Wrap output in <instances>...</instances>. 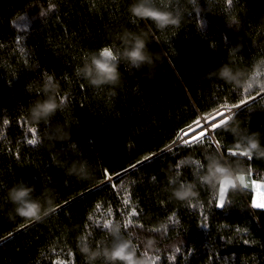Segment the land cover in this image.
Masks as SVG:
<instances>
[{"label": "trees", "instance_id": "16d2710c", "mask_svg": "<svg viewBox=\"0 0 264 264\" xmlns=\"http://www.w3.org/2000/svg\"><path fill=\"white\" fill-rule=\"evenodd\" d=\"M130 3L0 0V264H86L78 237L89 235L95 246L107 239L102 225L109 220L120 222L125 236L134 234L137 254L151 264H264V209L252 207L250 187V179L264 180V158L230 157L235 138L224 125L211 144L174 143L200 117L252 97L234 119L264 145V92L245 93L207 77L237 46L233 67L250 71L264 59V0H154L181 14L182 24L165 31L151 26L148 48L160 56L155 77L121 63L122 83L112 95L108 87H90L76 69L89 54L114 49L112 37L122 29L148 30L130 17ZM46 71L55 73L65 107L47 125H36L27 104L43 98L37 85ZM26 85L33 86L31 94ZM58 124L70 130L69 140L48 139ZM33 136L37 144L30 145ZM217 151L242 162L248 183L247 189L229 188L223 208L217 206L219 187L195 178L204 171L195 161L204 166L205 155ZM186 156L193 163L182 166ZM83 159L92 178L67 175L72 161ZM170 176L195 182L197 195L171 199ZM20 179L37 195L54 191V211L42 221L7 219L6 191ZM127 220L135 227L124 228ZM137 236L154 238V248L146 250Z\"/></svg>", "mask_w": 264, "mask_h": 264}, {"label": "clouds", "instance_id": "9594fccd", "mask_svg": "<svg viewBox=\"0 0 264 264\" xmlns=\"http://www.w3.org/2000/svg\"><path fill=\"white\" fill-rule=\"evenodd\" d=\"M127 11L136 21H143L149 25L148 30L122 29L112 37L115 47L111 53H91L76 69L77 76L85 80L90 87L96 89L108 87L112 90V95L116 94L114 90L122 83L119 70L121 63L136 72L147 68L148 71L144 75L150 79L155 77L160 56L148 48L151 26L156 30L165 31L169 28L179 29L182 24L181 14L158 7L154 0H131ZM237 50H240L239 46L231 49L228 61L210 70L207 77L221 80L233 88L247 92L254 89L264 91V59L256 61L250 71L233 67ZM59 87L55 73L46 71L43 83L37 85V91L42 93L43 98L27 104L28 119L32 123L47 125L58 111L64 109L65 103L58 100ZM26 89L31 94L33 86L26 85ZM228 121L231 123L224 124V129L234 136L235 149L246 153L249 158H264V145L260 143L259 134L242 131L234 115L228 117ZM48 139L54 142L67 141L70 139V130L65 132L63 126L58 124L48 134ZM205 160L207 163L203 166L204 171L195 174L196 181L200 184L212 190L217 187L236 189L242 185L239 179L245 171L242 162H230L219 151L207 153ZM192 163L191 156L184 157L180 162L182 166H189ZM90 168L86 159L72 161L67 167V175L75 176L79 180H89L92 178ZM238 173L240 175H237ZM169 184L170 198L176 201H189L197 195L195 182L178 183L175 176H170ZM5 199L11 205L7 212L9 221L21 218L39 222L54 211V191L43 189L37 195L35 186L29 185L23 179L17 180L7 189ZM104 229L107 239L97 241L95 246L89 235L78 237L77 247L86 264H151L147 256L137 254V245L132 238L134 234L125 236L120 222H107ZM140 242L146 250L153 249L156 244L155 239L151 237H143Z\"/></svg>", "mask_w": 264, "mask_h": 264}, {"label": "snow or ice", "instance_id": "6c2138e0", "mask_svg": "<svg viewBox=\"0 0 264 264\" xmlns=\"http://www.w3.org/2000/svg\"><path fill=\"white\" fill-rule=\"evenodd\" d=\"M193 2H195V0H193ZM113 50L112 47H105L101 52H109L111 53V51ZM261 92H264V91H261ZM245 93H248L247 91H245ZM260 93H257V96H259ZM249 99H253L252 97H249ZM249 99H241L239 101V103H234L231 105V107H228L227 104L223 105L222 107L226 108L227 111L230 113V115H227L225 116V118L223 120H221L218 124H213L211 123V121H209L207 123V125H200V121H196V124L197 125H200V131H199V135L196 136L194 135L196 129H192V138L191 139H184V136L181 135L180 137H178V139H181L183 140V145L186 146V147H194L195 145H203L204 144V141L207 140L210 142L211 144V141L213 139V135L215 134V130L220 128L221 126H223L224 124H227L229 121H228V117L232 116V115H235V113L232 112V109H240L242 108L243 106L247 105L249 103ZM219 111V109L217 110ZM221 115H224L223 112L220 113ZM5 123H7V121H5ZM191 127V126H189ZM208 127L212 134H209V132L205 131L204 129ZM33 133H35L36 129H32ZM184 135H188L187 132L184 133ZM28 144L30 145H35L37 144V139L35 138V136H33V138L29 139L27 141ZM175 143V141H174ZM209 144V146H210ZM221 147V145L219 143L216 144V148L219 149ZM228 155L230 157H246L248 160H251L252 158H249L248 155L244 152H240V151H236V150H230ZM148 159H150V157H145L144 160L147 161ZM196 165H197V168L198 169H201L203 168V164H201L199 161H195ZM240 181H241V184L243 185V187L245 189L248 188V183L245 182V176L242 175L239 177ZM253 184H255L256 188L257 189H264V183H260V184H257L255 181H252ZM228 189L226 188H222V189H219V200H218V204L217 206L220 207V208H223L224 205H225V194L227 192ZM130 201L128 199H125L124 203L125 204H128ZM252 207L255 208V209H264V194H261V197L258 198V199H255V203H253V200H252ZM132 216H136L137 215V212L135 210L132 211L131 213ZM89 219H91V217H89ZM107 222H112V221H105L102 225V227L104 228L105 227V224ZM129 226H133L135 227V225L132 224V221L131 220H127L125 223H124V227L125 228H128ZM132 234L131 232L128 233V235ZM137 240L139 241L140 240V237L137 236ZM137 251H138V245H137ZM143 255H147V253H143Z\"/></svg>", "mask_w": 264, "mask_h": 264}, {"label": "rangeland", "instance_id": "374dc122", "mask_svg": "<svg viewBox=\"0 0 264 264\" xmlns=\"http://www.w3.org/2000/svg\"><path fill=\"white\" fill-rule=\"evenodd\" d=\"M222 110H225V109H221V110L215 112V114L213 116L208 118V121H214L215 124L219 123L221 121V116H222L220 113L223 112L224 115H226L228 113L227 109H226V111H222ZM224 115L222 117H224ZM200 123H203V121H200ZM200 125H197L195 123L191 127H189L187 129H185L184 131H182V133L178 137L183 135L184 139H191L192 138V129L193 128L196 129L194 135L198 136L199 135V131H200ZM185 132H187L188 135H184ZM181 142H183V140L177 138V140L175 141V144H179ZM252 181H255L257 184L264 183V180H251V182H250V187H251V190H252L251 205H252V200H253V203H255V199L260 198L261 194H264V189H257L255 184L252 183ZM218 200H219V193H218V197H217V204H218Z\"/></svg>", "mask_w": 264, "mask_h": 264}, {"label": "built area", "instance_id": "2783aa9c", "mask_svg": "<svg viewBox=\"0 0 264 264\" xmlns=\"http://www.w3.org/2000/svg\"><path fill=\"white\" fill-rule=\"evenodd\" d=\"M223 109H225V110H222V111H226V108H223ZM234 110L235 109H232V112H234ZM229 113V112H228ZM226 114V115H224V117H222L221 116V120L222 119H224L225 118V116H227V115H230V113L229 114ZM215 113H212V114H210L209 116H206V117H200V119L198 120V121H203V123H200L201 125H207V123L209 122L208 121V118L209 117H211V116H213ZM217 120V119H216ZM217 122V121H216ZM211 123H213V124H215V122L214 121H211ZM216 124H218V123H216ZM205 131H207V132H209V134H212V132H211V130L208 128V127H206L205 129H204ZM181 143H183V142H181Z\"/></svg>", "mask_w": 264, "mask_h": 264}, {"label": "crops", "instance_id": "0c3cea01", "mask_svg": "<svg viewBox=\"0 0 264 264\" xmlns=\"http://www.w3.org/2000/svg\"><path fill=\"white\" fill-rule=\"evenodd\" d=\"M250 182H251V179H250Z\"/></svg>", "mask_w": 264, "mask_h": 264}, {"label": "water", "instance_id": "95a60500", "mask_svg": "<svg viewBox=\"0 0 264 264\" xmlns=\"http://www.w3.org/2000/svg\"><path fill=\"white\" fill-rule=\"evenodd\" d=\"M235 110H236V109H235ZM235 110H234V111H235Z\"/></svg>", "mask_w": 264, "mask_h": 264}]
</instances>
